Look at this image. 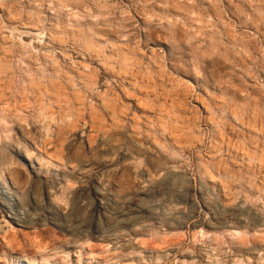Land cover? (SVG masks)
I'll return each instance as SVG.
<instances>
[{"label": "rangeland", "instance_id": "374dc122", "mask_svg": "<svg viewBox=\"0 0 264 264\" xmlns=\"http://www.w3.org/2000/svg\"><path fill=\"white\" fill-rule=\"evenodd\" d=\"M11 67L0 264H264V0H0Z\"/></svg>", "mask_w": 264, "mask_h": 264}, {"label": "bare ground", "instance_id": "6f19581e", "mask_svg": "<svg viewBox=\"0 0 264 264\" xmlns=\"http://www.w3.org/2000/svg\"><path fill=\"white\" fill-rule=\"evenodd\" d=\"M18 33V32H17ZM18 34H21V37L23 38H27V39H30L31 36H33L31 33H18ZM5 39L2 38L1 42H4ZM69 40H73V37H70L69 39L68 38H65V39H57V42L54 43V46L56 47H66L67 44L70 42ZM75 40V39H74ZM74 49H78V47H80V43L78 40H75L74 41ZM18 53H21L23 56H25V58L22 56L23 59H25V61L28 63L29 65V68L32 70L34 69V67L36 65H42V66H45L47 69H58V66L54 63V62H51L48 58V56H46L45 54H42L41 52L37 53L36 50H34L33 48L32 49H29V47L27 46H20V47H11L10 49H8L6 51V53H4L5 56L7 57H10V58H15L16 56H18ZM92 55V54H91ZM50 64V66H49ZM62 66V65H60ZM63 68H65L66 70L68 69L69 70V63H67L66 59H64V64L62 66ZM13 67H11V69H7L3 72V75L0 76V80H6V82L3 84V87H4V90L0 91V97H4L6 96L7 94H9L11 91H13L14 89V86H13V81L10 77L11 74H14V72H18L20 71L21 69L18 68V69H15L14 72H12ZM27 71V69H26ZM45 75V74H44ZM25 79H28L27 76H24ZM65 78V76L61 75L60 76V79L63 81ZM2 85V84H1ZM10 91V92H9ZM31 91L33 93H37V90L35 88H32ZM12 93V92H11ZM10 93V94H11ZM39 98H43L44 95H41L39 94ZM2 217V211L0 212V218ZM12 220L16 221V223H24V219H17L15 217H11ZM0 222H4L3 220L0 221ZM25 224L27 225V223L25 222ZM47 251V250H45ZM48 254L46 253L45 256H47Z\"/></svg>", "mask_w": 264, "mask_h": 264}]
</instances>
